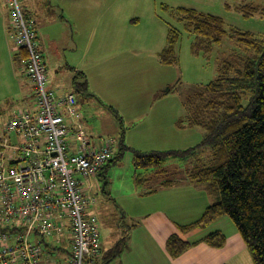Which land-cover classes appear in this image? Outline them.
I'll use <instances>...</instances> for the list:
<instances>
[{
	"label": "rangeland",
	"instance_id": "rangeland-1",
	"mask_svg": "<svg viewBox=\"0 0 264 264\" xmlns=\"http://www.w3.org/2000/svg\"><path fill=\"white\" fill-rule=\"evenodd\" d=\"M142 1H144L142 29L146 31L148 39L151 36L154 42L143 49L144 52L153 50V47L158 48L161 44L164 46L170 27L177 29L181 34L180 41L176 44L179 62L165 67L167 76L163 80L153 79L152 73L142 70L144 64L155 60L154 57L145 55V53H138L134 56L89 55L81 59L79 53H73L74 51L71 53L69 50L61 51L56 41L49 42L50 55L46 53L45 58L48 66H52L53 69L48 70L47 87L56 91L57 94L65 93L66 90H60L58 87L62 85V82L69 83L73 69L76 64H80L81 70L77 73L80 76L78 80L84 82L86 80V87L79 85L78 89H73L77 93L83 112L81 123L87 134L91 135L94 144H96L97 138L100 142L103 137H115L119 143L123 139V130L128 135L141 136L143 133L145 137L153 132L150 128V121L156 115L154 112H150L149 103L153 93L158 92L157 90L162 86L175 87L170 100L164 102L166 109L171 112L168 118L174 119L173 114L185 116L184 102L186 98L202 91L208 82L215 79L219 75L224 61L233 59L234 51L247 54L244 46L229 34L225 35L220 43H214L188 31L184 21L179 17L178 7L195 8L202 13L221 16L227 30L232 27L240 28L264 36V12L244 16V12L239 8L242 4H253L264 8V0ZM161 2L167 6H161ZM150 16H152V21H149ZM51 27L55 28V26ZM140 34L144 33L140 31ZM141 37L138 34L135 36L133 33L130 34L129 42L133 44L137 52H139L140 42H143ZM12 46L18 48L15 38H12ZM108 52L109 48L104 50L105 54ZM61 58L64 66L57 67V61ZM108 64L110 68L107 70ZM21 66L22 69L20 68L18 71V77H21L19 80L10 79L5 73V69L0 71V135L3 132V124L9 118L12 110L35 106L34 84L28 77L24 64ZM2 67L4 68V66ZM157 75L158 73H155V76ZM64 76L67 77L64 78ZM110 107L116 110L118 116ZM35 108L38 109L37 106ZM168 122L166 121V126ZM202 135V128H186L178 136L179 140L176 144L173 143L174 139L166 147L158 141L156 145H153L145 140L139 147L143 146L144 148L140 150H146V148L185 149L196 145ZM204 155L206 156V153ZM201 158L206 160L205 157ZM191 161L197 162L196 159H191ZM184 166L183 158L169 157L164 162L166 172L154 168H136L133 163V151L126 149L119 160H116L106 171H102L97 176L99 183L91 192L96 201L88 209V212L98 217L107 246H111L110 244L113 242L108 238L109 234L106 230L108 227H117L122 230V226L137 223L139 217L134 211H154L159 208L163 209L165 208L163 205H166L167 208L171 206L180 210L179 214L167 211L166 216L164 215L169 220L170 232H177L186 240H198L215 230H221L225 234L226 246L219 249L215 257L211 254L208 255L211 264H253L252 256L229 216L219 217L205 227L190 231L181 229L182 225L189 224L199 218L209 204L219 199L218 191L210 190L211 188L208 189L205 186L194 185L186 189L182 188L184 184L181 179L185 176ZM136 174L149 176V182L136 187ZM165 179L172 180V186H175L164 194L160 192L158 196L147 198L146 195L149 194H144V192L151 188L157 189L160 186L159 182ZM135 191L137 196L134 194ZM140 194H144V196L140 197ZM131 214H135L133 220L130 218ZM48 250L56 262L71 264L67 244H64L63 251L52 248H48Z\"/></svg>",
	"mask_w": 264,
	"mask_h": 264
},
{
	"label": "trees",
	"instance_id": "trees-1",
	"mask_svg": "<svg viewBox=\"0 0 264 264\" xmlns=\"http://www.w3.org/2000/svg\"><path fill=\"white\" fill-rule=\"evenodd\" d=\"M239 8L244 16L264 12L263 7L253 4H242ZM178 12L188 31L214 43H220L229 34L244 46L247 54L234 51L233 59L224 61L215 79L208 82L202 91L186 98L183 121L187 122L188 127L203 130L202 138L196 145L185 149L140 150L123 143L119 147V142L114 156L99 169L97 175L119 160L126 149L133 151L136 168H154L161 172H166V158H183L189 180L218 191L219 199L209 204L199 218L182 225L181 229L190 231L205 227L219 217L229 216L248 248L253 264H264V36L240 28L227 30L221 16L202 13L195 8L181 6ZM180 38L178 30L170 27L167 45L160 52L163 64L174 65L179 62L176 44ZM18 50L20 58L27 57L24 48ZM79 77L76 74L73 87H86V80L80 81ZM174 89L173 86H167L156 92L154 101L173 93ZM111 110L118 116L115 109ZM149 180V176L135 175L136 187L147 184ZM171 184L172 180L165 179L157 189L151 188L144 194H152ZM132 226H122L121 236L106 250L102 264L124 250ZM201 242L222 248L227 239L221 230H215L195 241L173 233L166 239L165 247L170 256L177 257ZM51 248L64 250L63 245ZM68 255L70 257V246ZM98 257L95 258V264L100 263Z\"/></svg>",
	"mask_w": 264,
	"mask_h": 264
},
{
	"label": "built area",
	"instance_id": "built-area-1",
	"mask_svg": "<svg viewBox=\"0 0 264 264\" xmlns=\"http://www.w3.org/2000/svg\"><path fill=\"white\" fill-rule=\"evenodd\" d=\"M6 5L16 45L27 51L23 61L38 109H14L0 135V264H60L48 248L64 244L71 264H95L100 223L88 212L96 199L82 183L114 156L118 142L103 137L94 144L76 93L57 96L47 87V67L21 0Z\"/></svg>",
	"mask_w": 264,
	"mask_h": 264
},
{
	"label": "crops",
	"instance_id": "crops-1",
	"mask_svg": "<svg viewBox=\"0 0 264 264\" xmlns=\"http://www.w3.org/2000/svg\"><path fill=\"white\" fill-rule=\"evenodd\" d=\"M143 4L144 1L142 0H22L23 11L31 23L32 29L36 32L37 47L42 54L47 71L53 69L52 66H48L49 64L46 62L45 57L46 53L50 55L49 42L54 40L58 46H60L61 51L69 50L71 53L73 51V53L77 52L81 55V59L89 55L134 56L138 53H145V55L147 54L154 57L155 60L149 64H144L142 70H147L148 73H152L153 79L163 80L167 76L165 74L167 71L165 67L171 66L163 64L160 59V52L167 45L168 34L164 46L161 44L158 48L153 47V50L144 52L143 49L150 46L153 39L151 36L148 39L146 31L142 29ZM160 4L161 6L165 5L162 4V2ZM149 21H152V16H150ZM51 26H55V28ZM140 31L144 34H140ZM15 33L16 30L12 25L6 0H0V71H4L5 69V73L10 79L19 80L21 77H18V71L20 68L22 69L21 65L24 64V61L22 57L20 58V50L12 46V38H15ZM131 33H133L134 36L137 34L142 36L140 39L143 40V42L139 44V52H137V49L129 42ZM159 39L161 38L159 37ZM108 48L109 52L105 54L104 50H108ZM62 61V58L57 61V67L64 66ZM2 66H4V68ZM79 67H81L80 64H76L73 69V75L69 79V83L64 84V82H62V85L58 87V89L66 90L65 93L69 91L75 92L72 83L76 74L81 70ZM109 68L110 65L107 70ZM155 73H158V75L155 76ZM66 77L67 76H64V78ZM163 87L165 88L167 86H162V88L157 91L163 90ZM155 93L156 92L151 96L149 103L150 112H154L156 115V117L150 121V128L153 132L145 137L143 133L141 136H133V134L128 135V133L123 130V139L121 143H119V147L122 146L123 143V145H128L134 149H144L143 146L139 147V145L145 140L149 141V143L151 142L153 145H156L158 141V143L166 147L168 143L171 144L173 142V139V143L176 144L179 140L178 136H180V133L186 130V128H193L188 127L187 122L183 121L184 115L176 116V114H173L175 116L174 119L168 118L171 112L169 109H166L164 102L170 100L171 94L154 101ZM77 99L80 107L78 96ZM155 120L156 122L154 123ZM166 121H169L167 126ZM147 149L149 148H146V150ZM184 174L185 176L181 179V182L184 184L182 188L186 189L196 185L189 180L185 169ZM97 176L98 175H95L83 180L82 187L85 193L92 194V190L99 183ZM161 183L162 181L159 182V184ZM172 184L164 188H159L157 192L146 195L147 198L158 196L160 192L164 194V192H167V190L175 186H172ZM134 194L137 196L136 191ZM139 196L141 197L144 195L140 194ZM93 204H91L89 209ZM163 206L165 208H159L154 211H134L139 218L137 223H133V226L130 228L124 250L105 264H211L208 255L211 254L215 257L218 250L221 248H214L202 242L187 249L177 257L169 255L165 247L166 239L171 234L177 232H170L168 225L169 220H167L164 215L167 211L173 214H179L180 210L171 206L169 208H167L166 205ZM134 216L135 214H131L130 218L133 220ZM140 218H142V220H140ZM106 230L109 234L108 238L113 240L110 244L112 246L121 236L122 230H119L117 227H108ZM101 237L103 246L102 252L98 257L100 261L98 264L104 262L106 258L105 252L111 247L107 246L105 243V237L102 232Z\"/></svg>",
	"mask_w": 264,
	"mask_h": 264
}]
</instances>
